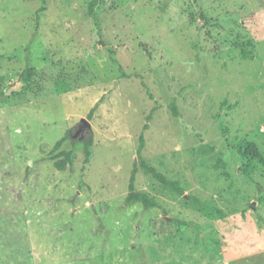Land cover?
Wrapping results in <instances>:
<instances>
[{
    "label": "rangeland",
    "instance_id": "1",
    "mask_svg": "<svg viewBox=\"0 0 264 264\" xmlns=\"http://www.w3.org/2000/svg\"><path fill=\"white\" fill-rule=\"evenodd\" d=\"M89 3L0 0V264H264V0Z\"/></svg>",
    "mask_w": 264,
    "mask_h": 264
},
{
    "label": "trees",
    "instance_id": "2",
    "mask_svg": "<svg viewBox=\"0 0 264 264\" xmlns=\"http://www.w3.org/2000/svg\"><path fill=\"white\" fill-rule=\"evenodd\" d=\"M99 0H90L89 7H88V14L89 15H94L95 14V8L98 4ZM206 16L204 15V18ZM248 56L254 57L255 53L252 50H246L243 53V57L247 58ZM27 58V65L23 73L21 74V80L29 81L34 73L33 69L30 67L29 61L30 57L26 55ZM142 85L146 88L147 93L150 97L153 98V94L150 92L147 84L145 83L144 80H142ZM225 103V102H224ZM100 105V102L98 101L94 107L91 109L89 113V117H92L98 106ZM169 107L171 110L174 112L176 116H179L180 111L178 109V106L175 102V100L171 101L169 103ZM157 110V107H154L151 112L147 116V120L143 125L142 131L139 136V145L137 148V154L139 157V162H135L133 169L131 171L130 179H129V193L126 195L125 198V203L126 204H131L135 202H140L144 208L150 209L153 207H158L159 203L157 199L152 196L150 193L145 192V191H140L137 190L136 188V179H137V174L139 173L140 169H145L148 173H150L154 178H156L158 181H160L163 185L171 188L173 191L179 193V194H184L185 190L181 182L177 179H171L169 178L165 173L159 171L155 166L149 164L147 160H145L142 157V151L146 145V138H145V131L150 128V121L153 118L154 112ZM65 140V137L59 139L55 145L53 151H58L57 154L54 156V158H59L54 161V165L57 169L59 170H67L68 167L73 170L74 169V159L72 156V151L71 150H66L62 149L60 150L63 142ZM93 141L92 140H86L85 141V147H84V153H85V158H84V163L87 164L91 161L92 156H93ZM237 146V145H236ZM240 152L242 153L245 158H248V153L247 150L243 149L244 145H238ZM226 163V160L223 158V156H219L218 161L216 163V168H220L221 164ZM242 169L246 172V175L248 176V179L250 182L254 183V179L252 177V169L253 167L251 166V163H246ZM190 199L195 201L197 204L201 203V198L195 195H189ZM202 208L208 210L209 212L215 213L217 215H222V210L217 207H209L202 205ZM175 222H178L181 225H188L190 222L180 220V219H175Z\"/></svg>",
    "mask_w": 264,
    "mask_h": 264
},
{
    "label": "water",
    "instance_id": "3",
    "mask_svg": "<svg viewBox=\"0 0 264 264\" xmlns=\"http://www.w3.org/2000/svg\"><path fill=\"white\" fill-rule=\"evenodd\" d=\"M88 124H89L88 120H87L86 118H82V120H81V122H80V126L88 125ZM81 130H82V129H79L78 132H80ZM73 137L76 138L77 135H74Z\"/></svg>",
    "mask_w": 264,
    "mask_h": 264
}]
</instances>
